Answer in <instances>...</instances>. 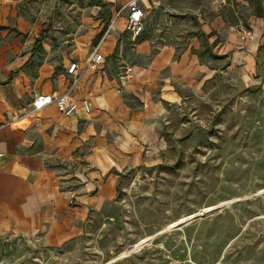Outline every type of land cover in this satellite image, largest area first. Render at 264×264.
Instances as JSON below:
<instances>
[{
	"label": "crops",
	"instance_id": "1",
	"mask_svg": "<svg viewBox=\"0 0 264 264\" xmlns=\"http://www.w3.org/2000/svg\"><path fill=\"white\" fill-rule=\"evenodd\" d=\"M107 1L115 10L112 29L126 31L132 0ZM138 1L146 31L132 38L131 62H118L109 75L114 46L106 35L95 48L103 66L85 72L74 90L77 99L91 101L92 112L64 117L55 105L28 114L36 96L63 92L73 81L67 73L72 62L60 76L39 57L37 48L47 39L41 1L0 0V264H57L58 258H76L79 247L89 250L95 220L116 197L122 176L163 164L167 144L157 129L168 111L164 104L181 101L179 87L199 93L219 73L218 60L197 53L204 50L202 38L209 54L222 58L224 71L244 74L254 67L264 36V0H238L252 5L255 38L249 41L214 13L216 3L226 0H214L211 8L195 0ZM178 17L195 31L184 43L172 40ZM84 20L90 24L84 27L96 23ZM165 23L171 24L166 42L157 44L156 28ZM125 66L133 67L134 79L122 87L118 74Z\"/></svg>",
	"mask_w": 264,
	"mask_h": 264
},
{
	"label": "rangeland",
	"instance_id": "2",
	"mask_svg": "<svg viewBox=\"0 0 264 264\" xmlns=\"http://www.w3.org/2000/svg\"><path fill=\"white\" fill-rule=\"evenodd\" d=\"M40 1L47 39L37 50L57 75L74 61L83 64L78 82L93 72L86 62L108 34L114 46L109 75L118 62H131L134 42L123 27L112 29L115 10L107 0ZM213 2L195 0L208 8ZM216 6L214 13L252 40L246 36L252 5L226 0ZM84 18L96 23L84 27L90 25ZM174 24L176 43L194 35L179 17ZM170 25L157 26V44L166 42ZM95 30L101 32L93 37ZM257 44L254 67L240 74L224 71L222 58L214 59L202 38L204 50L197 53L218 60L220 71L199 93L179 87L181 101L164 104L168 111L157 129L167 144L163 164L123 175L116 197L95 220L89 250L79 247L76 258H58L57 264H264V36ZM207 207L213 209L203 212ZM188 215L194 216L170 227Z\"/></svg>",
	"mask_w": 264,
	"mask_h": 264
},
{
	"label": "built area",
	"instance_id": "3",
	"mask_svg": "<svg viewBox=\"0 0 264 264\" xmlns=\"http://www.w3.org/2000/svg\"><path fill=\"white\" fill-rule=\"evenodd\" d=\"M129 14L126 19L125 30L132 38H139L145 29L144 12L138 0H132L128 4ZM247 39H253L251 33H247ZM105 58L95 49L93 55L87 60L86 68L93 72L98 71L104 64ZM83 68L78 62H72L68 68L67 73L73 77L72 83L68 84L66 89L60 93L54 94H40L32 102V112L36 113L51 105H55L58 112L64 117H72L79 111L85 114L92 112L91 101L87 98L77 99L74 95V90L77 86L78 77L81 76ZM118 79L121 86H125L134 79V72L132 66H125L118 74ZM120 92V89L118 90ZM1 156V154H0Z\"/></svg>",
	"mask_w": 264,
	"mask_h": 264
},
{
	"label": "bare ground",
	"instance_id": "4",
	"mask_svg": "<svg viewBox=\"0 0 264 264\" xmlns=\"http://www.w3.org/2000/svg\"><path fill=\"white\" fill-rule=\"evenodd\" d=\"M211 209H213V207H207V208H205V210H204L203 212L209 211V210H211ZM203 212H202V213H203ZM203 215H204V214H203ZM193 216H194V215H193ZM193 216H189V215H188V216H184V217L178 219L176 222L172 223V224L170 225V227L178 226V225L182 224L183 222H186V221L190 220ZM148 239H149V238H147V239H143V240L141 241V243H145V242H147Z\"/></svg>",
	"mask_w": 264,
	"mask_h": 264
},
{
	"label": "water",
	"instance_id": "5",
	"mask_svg": "<svg viewBox=\"0 0 264 264\" xmlns=\"http://www.w3.org/2000/svg\"><path fill=\"white\" fill-rule=\"evenodd\" d=\"M204 216V215H203Z\"/></svg>",
	"mask_w": 264,
	"mask_h": 264
}]
</instances>
